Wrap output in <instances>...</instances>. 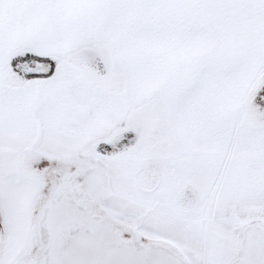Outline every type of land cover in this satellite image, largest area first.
<instances>
[{
	"label": "snow or ice",
	"instance_id": "snow-or-ice-1",
	"mask_svg": "<svg viewBox=\"0 0 264 264\" xmlns=\"http://www.w3.org/2000/svg\"><path fill=\"white\" fill-rule=\"evenodd\" d=\"M0 264H264V0H0Z\"/></svg>",
	"mask_w": 264,
	"mask_h": 264
}]
</instances>
